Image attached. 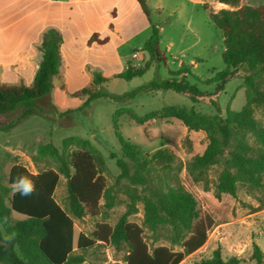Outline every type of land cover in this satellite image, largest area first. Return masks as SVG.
<instances>
[{
	"label": "trees",
	"instance_id": "trees-1",
	"mask_svg": "<svg viewBox=\"0 0 264 264\" xmlns=\"http://www.w3.org/2000/svg\"><path fill=\"white\" fill-rule=\"evenodd\" d=\"M217 1L233 9L216 11L206 1L202 5L210 21L221 31L224 45L222 56L226 67L211 78L202 79L183 63L178 70L169 68L168 78L151 81L122 95L95 89L107 81L95 75L93 86L74 96L87 97V102L108 98L126 103L141 91L171 90L188 96L193 102H201L206 96H219L229 79L241 76L246 88L245 106L240 111L228 108L224 118L178 105L166 106L143 117L130 113L138 124L157 118L178 119L189 131H204L207 147L186 163L169 147L144 154L137 144L120 134L117 119L123 113L116 114L113 122L122 157L111 155L120 169L112 184L105 177L104 156L88 140L71 137L63 142L62 150L52 142L41 144L33 157L35 164L50 160L55 168L33 173L21 164H14L6 176L7 184L0 182V264H83L90 260V251L96 254V249L103 245L125 250L124 264H180L205 245L215 225L211 216L200 211L196 197L183 184V170L208 190V171L220 165L214 184L217 198L223 194L236 196L239 185L250 194L264 195V124L255 116V107L264 111V8L241 5V0ZM137 2L150 15L147 0ZM160 28V24H153L142 48L149 54L148 61L141 66H129L115 78L131 81L144 76L153 64L167 63L165 52L160 48ZM62 41L55 30L45 34L43 60L31 86L0 84L2 131H11L32 114L41 113L36 102L49 98L53 90V78L59 74ZM190 76L201 84L215 86L214 92L208 95L191 84ZM188 144L191 148L189 139ZM72 145L76 148L70 149ZM61 177L66 180L65 208L55 198ZM0 179L4 178L0 176ZM22 180L34 181L35 190L31 195L23 196L15 190V185ZM120 192L128 202L118 222L111 227L102 220L96 223L90 236L80 233L75 240L74 221L101 212L105 218L117 205ZM139 203L144 206L142 225L129 220L138 213ZM144 229L150 234L151 245ZM160 240L170 246H156ZM175 246L181 250L175 251ZM254 248V258L263 264L259 246L255 244ZM198 264H239V260L232 258L225 262L217 250L212 259Z\"/></svg>",
	"mask_w": 264,
	"mask_h": 264
},
{
	"label": "rangeland",
	"instance_id": "rangeland-1",
	"mask_svg": "<svg viewBox=\"0 0 264 264\" xmlns=\"http://www.w3.org/2000/svg\"><path fill=\"white\" fill-rule=\"evenodd\" d=\"M214 10L233 9L229 5L217 0H204ZM241 5L264 8V0H241ZM191 11V10H190ZM178 12L177 16H164L165 32H160V48L165 52L166 64H153L152 68L142 77L131 81L123 79L111 80L95 89L103 90L114 95H122L134 91L151 81L168 78V69L178 70L179 63L191 67L193 74L208 79L215 72L223 70L226 64L223 60V38L221 31L210 21L208 13L203 9L193 14L190 26H193L200 42L189 47L184 53L183 48L195 42L193 35L186 31L187 24L183 19L191 12ZM162 26V23H159ZM168 42L173 43L169 51L165 49ZM149 57L148 53H145ZM193 62V63H192ZM241 72V71H240ZM241 74V73H240ZM191 84H196L202 91L211 95L215 86H206L196 81L192 76L188 78ZM91 87V86H90ZM211 93V94H210ZM87 97H76L74 94L66 95L63 91H56L52 96V102L44 97L36 103L41 113L29 116L24 122L5 132L0 129V179L7 184L6 176L14 164H21L31 172L39 169L55 168L50 160H42L35 164L33 157L41 144L52 142L63 149V142L71 137L88 140L105 158L107 171L105 177L108 184H112L114 178L120 173L116 159L112 154L122 157L121 144L115 133L114 118L118 117L119 132L124 139L137 144L144 154H152L157 149L169 147L176 155L186 163L196 154H201L208 145L207 135L204 131H189L180 121L173 119H153L138 124L131 117V112L139 117L166 106L178 105L195 107L201 114L217 115L224 118L227 109L240 111L246 104V88L241 76L229 79L224 85V90L219 96H206L201 102H193L188 96L175 91H156L137 93L126 103L113 101L108 98H99L87 102ZM212 101L216 102L212 104ZM38 109V108H37ZM256 118L264 124V111L255 107ZM190 140V146L188 144ZM76 148L72 145L70 149ZM221 166L216 165L209 169L210 179L207 190L202 183H195L185 170L181 173L185 187L194 194L198 201V208L203 214L211 216L215 225L209 231L207 241L203 247L188 255L180 264H198L203 260L213 258L215 251L219 250L223 261L228 262L232 258L239 260V264H258L254 258V245L259 246L260 257L264 264V195L258 192L250 194L246 188L239 185L237 195L223 194L217 198L214 184L218 180ZM66 180L61 177L56 189L55 198L66 207ZM127 197L120 192L117 205L109 211L108 215H87L83 219L74 221V237L77 240L80 233L91 235L96 223L105 220L113 227L126 211ZM139 211L129 217L131 222L142 225L144 218V206L138 205ZM262 208L261 210H259ZM145 237L149 245V232L144 229ZM156 246H170L165 240H160ZM180 251V247H173ZM125 250H116L113 246L103 245L96 249V254L90 251V260L83 264H124Z\"/></svg>",
	"mask_w": 264,
	"mask_h": 264
},
{
	"label": "crops",
	"instance_id": "crops-1",
	"mask_svg": "<svg viewBox=\"0 0 264 264\" xmlns=\"http://www.w3.org/2000/svg\"><path fill=\"white\" fill-rule=\"evenodd\" d=\"M147 4L150 15L137 0H0V84H33L43 60L44 37L51 30L63 39L51 102L56 91L72 96L93 86L95 75L107 79L106 84L129 66L147 62L142 48L153 24L162 23V44L165 15L174 19L178 12L191 10L183 20L195 42L181 53L200 42L190 23L204 0H147ZM172 48L168 42L165 49Z\"/></svg>",
	"mask_w": 264,
	"mask_h": 264
},
{
	"label": "clouds",
	"instance_id": "clouds-1",
	"mask_svg": "<svg viewBox=\"0 0 264 264\" xmlns=\"http://www.w3.org/2000/svg\"><path fill=\"white\" fill-rule=\"evenodd\" d=\"M15 190L23 196L31 195L35 190L34 181L22 180L19 184L15 185Z\"/></svg>",
	"mask_w": 264,
	"mask_h": 264
},
{
	"label": "built area",
	"instance_id": "built-area-1",
	"mask_svg": "<svg viewBox=\"0 0 264 264\" xmlns=\"http://www.w3.org/2000/svg\"><path fill=\"white\" fill-rule=\"evenodd\" d=\"M134 57H137V54H134Z\"/></svg>",
	"mask_w": 264,
	"mask_h": 264
}]
</instances>
